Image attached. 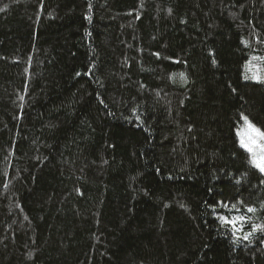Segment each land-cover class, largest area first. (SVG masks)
Returning <instances> with one entry per match:
<instances>
[{"label":"trees","instance_id":"1","mask_svg":"<svg viewBox=\"0 0 264 264\" xmlns=\"http://www.w3.org/2000/svg\"><path fill=\"white\" fill-rule=\"evenodd\" d=\"M0 9V264H264V0Z\"/></svg>","mask_w":264,"mask_h":264},{"label":"snow or ice","instance_id":"2","mask_svg":"<svg viewBox=\"0 0 264 264\" xmlns=\"http://www.w3.org/2000/svg\"><path fill=\"white\" fill-rule=\"evenodd\" d=\"M3 9H0L2 11ZM253 59H256L255 57ZM182 75V74H181ZM258 81H261V77L258 75H254L252 77ZM245 79H248L246 76ZM264 82V81H261ZM241 120L243 121V125L240 130L237 131V137L239 138V146L244 149L247 153H249L250 164L255 167L261 174H264V131H261L260 128L256 127L247 116L241 114ZM242 203V202H241ZM221 207L236 209V205L229 206L228 204L221 203ZM248 212H254L255 209L248 207ZM221 221L225 225L231 226V230L233 235L235 236L237 232L240 231L238 227H236L237 220L243 222L245 217L240 216L233 219H227L225 217H220ZM260 230L264 231V227L260 225H254L253 231ZM251 233H247L244 235V239H248Z\"/></svg>","mask_w":264,"mask_h":264},{"label":"rangeland","instance_id":"3","mask_svg":"<svg viewBox=\"0 0 264 264\" xmlns=\"http://www.w3.org/2000/svg\"><path fill=\"white\" fill-rule=\"evenodd\" d=\"M242 125H243V123L241 124V126H240V127H242Z\"/></svg>","mask_w":264,"mask_h":264}]
</instances>
